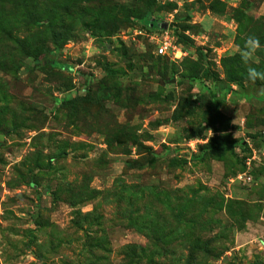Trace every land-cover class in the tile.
Returning <instances> with one entry per match:
<instances>
[{"label": "rangeland", "instance_id": "374dc122", "mask_svg": "<svg viewBox=\"0 0 264 264\" xmlns=\"http://www.w3.org/2000/svg\"><path fill=\"white\" fill-rule=\"evenodd\" d=\"M248 67L264 0H0V264H264Z\"/></svg>", "mask_w": 264, "mask_h": 264}, {"label": "clouds", "instance_id": "9594fccd", "mask_svg": "<svg viewBox=\"0 0 264 264\" xmlns=\"http://www.w3.org/2000/svg\"><path fill=\"white\" fill-rule=\"evenodd\" d=\"M260 47L259 41L255 37H249L244 44V48L241 50V59L247 63L249 57L254 55L257 49ZM247 78L249 80H256L257 78L264 79V72L257 71L255 68L248 67Z\"/></svg>", "mask_w": 264, "mask_h": 264}, {"label": "trees", "instance_id": "16d2710c", "mask_svg": "<svg viewBox=\"0 0 264 264\" xmlns=\"http://www.w3.org/2000/svg\"><path fill=\"white\" fill-rule=\"evenodd\" d=\"M144 21L149 24L150 26H152L153 28L155 29H159L160 28V23L157 22V21H152V20H147L144 19ZM54 67H57V68H60V69H63L65 68V66H63L60 62H55L53 63Z\"/></svg>", "mask_w": 264, "mask_h": 264}, {"label": "built area", "instance_id": "2783aa9c", "mask_svg": "<svg viewBox=\"0 0 264 264\" xmlns=\"http://www.w3.org/2000/svg\"><path fill=\"white\" fill-rule=\"evenodd\" d=\"M169 46L170 45H169V42L168 41L163 42L162 45L159 47V50H158L159 53L161 55L167 53L166 51H167V49H168Z\"/></svg>", "mask_w": 264, "mask_h": 264}, {"label": "water", "instance_id": "95a60500", "mask_svg": "<svg viewBox=\"0 0 264 264\" xmlns=\"http://www.w3.org/2000/svg\"><path fill=\"white\" fill-rule=\"evenodd\" d=\"M160 25H161V26H166V24H164V23H161Z\"/></svg>", "mask_w": 264, "mask_h": 264}]
</instances>
